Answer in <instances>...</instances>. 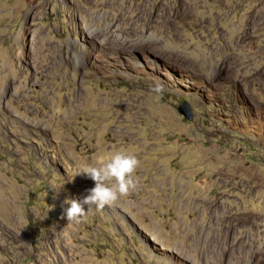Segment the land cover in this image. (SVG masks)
<instances>
[{"label": "rangeland", "instance_id": "rangeland-1", "mask_svg": "<svg viewBox=\"0 0 264 264\" xmlns=\"http://www.w3.org/2000/svg\"><path fill=\"white\" fill-rule=\"evenodd\" d=\"M0 264H264V0H0Z\"/></svg>", "mask_w": 264, "mask_h": 264}, {"label": "clouds", "instance_id": "clouds-1", "mask_svg": "<svg viewBox=\"0 0 264 264\" xmlns=\"http://www.w3.org/2000/svg\"><path fill=\"white\" fill-rule=\"evenodd\" d=\"M138 165L139 161L134 155L114 152L107 157H98L92 165L79 168L75 176H86L94 182V187L88 190L82 200L65 201L69 205L64 213L66 219L79 222L93 208L103 209L135 190L134 173Z\"/></svg>", "mask_w": 264, "mask_h": 264}, {"label": "bare ground", "instance_id": "bare-ground-1", "mask_svg": "<svg viewBox=\"0 0 264 264\" xmlns=\"http://www.w3.org/2000/svg\"><path fill=\"white\" fill-rule=\"evenodd\" d=\"M12 185V184H11ZM8 187V186H7ZM14 200V199H13ZM13 200L11 201V202H13ZM5 201H7V200H5ZM9 202V201H8ZM9 204V203H8ZM13 206V205H12ZM15 208H16V205H15ZM13 210H15L14 208H13ZM16 212V211H15ZM16 214V213H15ZM16 224V223H15ZM19 224H20V222H19ZM16 226H18V225H16ZM15 229H17V227L15 228Z\"/></svg>", "mask_w": 264, "mask_h": 264}, {"label": "water", "instance_id": "water-1", "mask_svg": "<svg viewBox=\"0 0 264 264\" xmlns=\"http://www.w3.org/2000/svg\"><path fill=\"white\" fill-rule=\"evenodd\" d=\"M193 117L192 116H190V119H192Z\"/></svg>", "mask_w": 264, "mask_h": 264}]
</instances>
